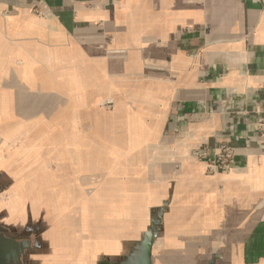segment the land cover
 Segmentation results:
<instances>
[{
    "label": "crops",
    "instance_id": "obj_1",
    "mask_svg": "<svg viewBox=\"0 0 264 264\" xmlns=\"http://www.w3.org/2000/svg\"><path fill=\"white\" fill-rule=\"evenodd\" d=\"M263 118L264 0H0V134L34 147L51 224L66 183L89 261L264 264ZM56 240L16 264H57Z\"/></svg>",
    "mask_w": 264,
    "mask_h": 264
},
{
    "label": "rangeland",
    "instance_id": "obj_2",
    "mask_svg": "<svg viewBox=\"0 0 264 264\" xmlns=\"http://www.w3.org/2000/svg\"><path fill=\"white\" fill-rule=\"evenodd\" d=\"M5 136H6L5 134H0V142L3 143L2 144L3 146L4 143L12 147H16L20 145H25V146L28 145L30 146V149L26 148V150L24 151L0 150V159L6 158L10 161L9 162L10 167L15 172V174H12L11 177L17 178L15 181H8V182L7 181L2 182L0 180V190L5 188V191L0 193V224H6V226L7 225L10 226L12 224V225H16L17 228L20 227L19 225H21L22 223L23 226H25V223H28V226L29 225L33 226L34 224L37 225L42 224L43 225L42 227L44 229V224L48 226L51 225V209L52 208L54 209L55 207L56 198L50 196L42 198L39 196L41 191V185H43V183L36 182L35 177H36V172L38 170H41L40 166H33V165H29L28 163L24 164L26 166H20V160L24 158V157H20L22 152H26L28 154L25 157V159L31 157L33 160V157L36 156L35 151L32 150V148L34 147L24 142L25 135H21V134L19 135L18 133L12 135V137H10L9 139L5 138ZM8 152H9V156H7ZM20 168L22 170L21 173L23 174L22 178H26V181L22 179L18 181ZM38 174H39V178L42 177L41 172H39ZM0 179H2L1 176ZM59 187H60L59 190L60 194L62 193L64 197L58 198L59 209H60L59 210L60 214L58 215L59 217L58 225L60 226L62 224V228L61 230H58L57 234L59 236L58 237L59 245H64L63 248H65L67 244L73 246L77 245V243H79V240L81 238L80 236L83 235V232L80 229V214H76L74 220H71L68 218L71 216L70 215L68 216V214H66L65 212V209L67 208V200H68L66 197V183L60 181ZM22 190L24 191V197ZM29 195H33V196L30 197ZM62 210L65 213H61ZM6 231L9 230L0 231V238L2 236V232L5 233ZM44 231L48 232V230L46 229ZM87 237L88 240L92 239L89 237V235ZM88 246L89 248H91L93 246V242L91 241L90 245ZM27 264H35V263L28 262Z\"/></svg>",
    "mask_w": 264,
    "mask_h": 264
},
{
    "label": "water",
    "instance_id": "obj_3",
    "mask_svg": "<svg viewBox=\"0 0 264 264\" xmlns=\"http://www.w3.org/2000/svg\"><path fill=\"white\" fill-rule=\"evenodd\" d=\"M11 173L14 172L13 169L10 170ZM20 172H22L20 170ZM13 181V180H11ZM5 188H3L2 190H0L2 192H4ZM69 216V215H68ZM20 227H16V225H10V226H6V224H0V231H5V230H9L6 231L5 233L2 232V236H1V240H0V264H16L19 263V261H21L20 258V254H23V250L26 249V252L29 254H34L36 248H39L38 246H35V243H31L24 245L25 243L23 242V240L25 239H30V238H45V237H54L56 238V245L58 247V254H59V258H58V263L57 264H149L146 261V258L144 255H142V253H144L146 251V248H142L140 250V255H139V259L137 261H122V262H114V261H105V259L97 261V262H92L89 261V257L86 254V250L88 247L87 245L84 246L85 240H88V238H85V235L80 236V240L79 243H77V245H66L65 248L64 245H59L58 241H59V236L57 234L58 230H61L62 228V224L59 226L58 223H53L51 224L48 229V232H45V228L40 231L39 228H35V226H28V223H25V226H23V223L21 225H19ZM41 229V227H40ZM83 232V230H82ZM88 235V234H87ZM23 238V239H22ZM6 239V240H5ZM5 240V241H4ZM4 241V244H3ZM37 243H39V240H36ZM35 241V242H36ZM47 242L43 243L44 245ZM40 244V243H39ZM49 245H47L46 247H42L41 250L43 251V253H49V250L47 249ZM40 250V249H39ZM9 254V255H6ZM28 254V255H29ZM11 257V258H10ZM28 258H27V263H28ZM26 263V264H27Z\"/></svg>",
    "mask_w": 264,
    "mask_h": 264
},
{
    "label": "built area",
    "instance_id": "obj_4",
    "mask_svg": "<svg viewBox=\"0 0 264 264\" xmlns=\"http://www.w3.org/2000/svg\"><path fill=\"white\" fill-rule=\"evenodd\" d=\"M105 105L109 107L111 106V103L107 102L105 103ZM258 132L262 135L264 146V118L259 123ZM197 158L199 160H206L207 172L211 174H214L216 172L228 174L234 164V151L232 147L228 145H222L212 157H206V153L201 152L197 155Z\"/></svg>",
    "mask_w": 264,
    "mask_h": 264
}]
</instances>
